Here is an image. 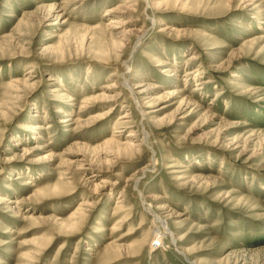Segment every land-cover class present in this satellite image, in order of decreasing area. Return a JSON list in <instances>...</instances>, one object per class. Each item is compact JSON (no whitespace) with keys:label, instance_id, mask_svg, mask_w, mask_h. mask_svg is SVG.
Instances as JSON below:
<instances>
[{"label":"rangeland","instance_id":"rangeland-1","mask_svg":"<svg viewBox=\"0 0 264 264\" xmlns=\"http://www.w3.org/2000/svg\"><path fill=\"white\" fill-rule=\"evenodd\" d=\"M0 264H264V0H0Z\"/></svg>","mask_w":264,"mask_h":264},{"label":"bare ground","instance_id":"bare-ground-1","mask_svg":"<svg viewBox=\"0 0 264 264\" xmlns=\"http://www.w3.org/2000/svg\"><path fill=\"white\" fill-rule=\"evenodd\" d=\"M121 7V6H120ZM122 7H125V6H122ZM118 8V7H117ZM125 8H127V7H125ZM128 8H129V6H128ZM128 10H130V9H128ZM121 12V11H120ZM132 21H130V20H123V22H121L120 20H118V19H114V20H112V21H110V23H109V25H111V24H113V25H118L119 27H122L123 25H127V24H129V23H131ZM115 27H117V26H115ZM141 38V37H140ZM139 38V39H140ZM119 40V39H118ZM140 42V40H138V42L137 43H139ZM114 43V42H113ZM189 61H192V59H189V60H187V63H189ZM191 63V62H190ZM189 63V64H190ZM167 64H169V62H167V61H160L157 65H158V67L159 66H161V67H164V66H167ZM189 66V65H188ZM200 70H201V68L198 66V67H196L195 69H191V70H189V69H186L185 70V75H184V77H185V79L186 78H190V77H193V78H195L196 76H198V74H199V72H200ZM29 73H31V72H29ZM170 75L172 76V77H177L178 75L176 74V73H170ZM192 79V78H191ZM47 80H50V79H47ZM181 81H186V80H181ZM209 83H211L209 80H206V81H201V82H197L196 83V87H195V90L194 91H202L203 89H204V87L207 85V84H209ZM124 85L127 87V89L129 90V92L131 93V95H133V93H134V91L130 88V86L127 84V81L126 80H124ZM123 85V86H124ZM114 86H111L110 88H113ZM153 87V86H152ZM150 89V88H149ZM107 90H109L108 88H107ZM55 92H58V91H55V90H53L52 91V93H55ZM173 93V92H172ZM174 94H176V93H174ZM173 94V95H174ZM120 95V94H119ZM116 98V97H115ZM93 99V98H92ZM91 99V100H92ZM117 99V98H116ZM116 99H112L111 97H108L107 95L105 96V95H99V96H97V97H95L92 101L93 102H95V101H97V100H99V101H101L102 103L103 102H107V103H110V102H116ZM135 101V100H134ZM136 102V101H135ZM186 102V101H185ZM185 104V103H184ZM187 104V103H186ZM196 104V103H195ZM137 105V104H136ZM193 105V104H192ZM187 107V106H186ZM189 107V106H188ZM186 109V108H185ZM111 110V109H110ZM110 110L109 109H107V110H105V112H103V113H101L100 114V116L98 117V118H96V120H94V121H96V122H98V121H101V120H103V119H105L106 117H108L109 116V114H110ZM139 112H140V110H139ZM141 113V112H140ZM191 113V112H190ZM130 118V116H129V114H128V112H124L123 114H121L119 117H118V119L115 121V123L113 124V128L115 129V130H113L114 132L113 133H120V134H117V135H119V136H122V134H121V132H122V130L121 129H119V128H124V126L125 125H127V124H129V122H127V119H129ZM70 121V120H69ZM69 121H63V122H61V123H66V122H69ZM128 127V126H127ZM116 128H118V129H116ZM115 134V135H116ZM118 136V137H119ZM113 137H116V136H113ZM129 137H136L135 135H133V134H131ZM145 139H146V137H145ZM145 139L143 138L142 140H141V142H143L144 144H145ZM106 144H116L117 146H120V147H122L123 149H125V150H127V151H133V150H135L136 148L138 149V147H139V145L138 144H135L133 141H125L124 143H121L119 140H115V139H113L112 137L110 138V139H108L107 140V142H106ZM142 145V144H141ZM15 147H18V145L17 144H15ZM49 158V157H48ZM84 166H89L90 168H92V165L90 164V163H87V162H84L83 161V163H80V166H79V169H82L83 171H84ZM89 168V169H90ZM85 170H88V169H85ZM92 190V189H91ZM94 193H96L97 191H103L102 190V187L101 186H95L94 187ZM93 193V192H92ZM93 193V194H94ZM121 197V196H120ZM121 204V203H120ZM79 206H85V207H92V205H90V204H87V203H85V202H81L80 204H79ZM90 210V209H89ZM84 211V210H83ZM85 212V211H84ZM87 212V211H86ZM79 216H82V213H80V211L78 210V209H76L73 213H72V215H71V217L72 218H74L75 220L76 219H78L79 218ZM83 217H84V215H83ZM82 218V217H81ZM162 226H163V228L166 230V226L164 225V224H162ZM116 230V229H115Z\"/></svg>","mask_w":264,"mask_h":264}]
</instances>
